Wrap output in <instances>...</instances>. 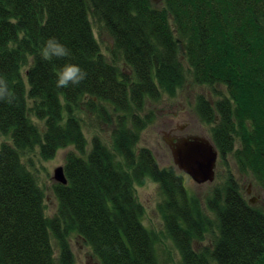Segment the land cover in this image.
<instances>
[{"label":"trees","instance_id":"16d2710c","mask_svg":"<svg viewBox=\"0 0 264 264\" xmlns=\"http://www.w3.org/2000/svg\"><path fill=\"white\" fill-rule=\"evenodd\" d=\"M89 17L111 38L112 61ZM50 36L68 57L39 55ZM67 62L87 75L58 88L55 75ZM184 62L190 78L217 95H197L195 112L211 124L218 156L232 153L238 170L264 188V0H0V79L15 94L11 104L0 100V264H73V233L98 264H159L157 234L143 225L134 191L147 179L163 194L157 210L182 264H264V211L244 198L231 172L205 198L212 219L181 172L135 147L154 119L150 105L184 83ZM76 108L107 124L113 151L97 135L86 151ZM69 145L67 183L53 185L57 210L47 217L43 191L21 158L38 147L46 160ZM205 233L209 241L196 249Z\"/></svg>","mask_w":264,"mask_h":264},{"label":"rangeland","instance_id":"374dc122","mask_svg":"<svg viewBox=\"0 0 264 264\" xmlns=\"http://www.w3.org/2000/svg\"><path fill=\"white\" fill-rule=\"evenodd\" d=\"M154 4H159L160 0H152ZM92 25L93 34L99 44L100 52L109 60L113 58L110 53L112 41L109 35L101 30L98 23L89 17ZM122 69L128 73V68L115 61ZM185 65L186 78L184 83L176 90L174 96L169 97L163 95L157 104H145L143 111L138 112L143 116L150 108H154V119L147 124L141 131L139 140L136 143V149L140 147L149 148L157 159L160 167L174 165L172 162L169 148L161 139L162 130H168L169 123L175 120L177 123L190 122L192 130L199 135H204L210 138L211 124L205 123L198 119L195 112V100L197 95L202 94L210 101L217 99L212 89L206 85L195 83L187 72ZM25 79L24 71H22ZM220 93H225L224 88L219 89ZM31 104V100H28ZM153 106V107H152ZM74 115L79 118L83 135L86 140V151L90 150L91 139L97 135L101 141L110 149H112L110 139V129L107 124L99 122L94 115L88 114L82 108H76ZM65 116V115H64ZM39 127H42L43 121L32 118ZM196 123L197 128L192 124ZM199 124V125H198ZM4 140V136H0V141ZM235 147L239 146V140L235 139ZM74 151L72 145L57 149L55 155L49 159H42L38 153V147L30 151H26L22 155V161L32 171L38 185L41 187L44 194L45 215L52 217L57 210V199L54 194L53 185L56 183L52 179L53 169L56 166L62 165L65 162V156L68 152ZM120 159V157H118ZM228 172H231L239 183L240 190L244 198L254 206L264 211V188L256 183L253 176L249 173H244L238 170L235 159L232 153L227 154L224 158L217 156L214 179L211 182L201 184L195 183L187 174H183L184 183L187 189L199 196L203 209L206 213L209 211L205 206V198L208 197L213 188L222 185ZM134 191L137 201L143 206L142 223L146 228L152 229L157 234V241L155 244L156 257L159 264H182L178 249L175 247L172 240L166 234L163 220L157 210V205L163 200V194L158 187V184L152 180L147 179L142 185H134ZM210 217L214 219L213 215ZM210 235L205 233V237L201 242L194 241L193 246L198 249L209 241ZM71 251L73 253V264H98L96 257H94L89 245L82 241L76 234H70L68 237ZM52 249L55 260H58V248L55 240L52 238Z\"/></svg>","mask_w":264,"mask_h":264},{"label":"water","instance_id":"95a60500","mask_svg":"<svg viewBox=\"0 0 264 264\" xmlns=\"http://www.w3.org/2000/svg\"><path fill=\"white\" fill-rule=\"evenodd\" d=\"M161 139L169 148L172 162L178 171L187 174L197 184L214 179L218 152L209 137L187 135L176 138L162 134ZM52 179L56 183H67L62 165L53 169Z\"/></svg>","mask_w":264,"mask_h":264},{"label":"clouds","instance_id":"9594fccd","mask_svg":"<svg viewBox=\"0 0 264 264\" xmlns=\"http://www.w3.org/2000/svg\"><path fill=\"white\" fill-rule=\"evenodd\" d=\"M39 55L44 60H50L58 57H68L70 50L67 46L54 36L44 39L39 50ZM87 73L79 65L67 62L60 66L55 75L56 87H69L79 85L86 77ZM0 100L11 104L15 100V94L8 83L0 79Z\"/></svg>","mask_w":264,"mask_h":264},{"label":"flooded vegetation","instance_id":"af4514ba","mask_svg":"<svg viewBox=\"0 0 264 264\" xmlns=\"http://www.w3.org/2000/svg\"><path fill=\"white\" fill-rule=\"evenodd\" d=\"M192 125H193V127L197 128V124L196 123H194ZM190 127H191V123L190 122H183V124H181V123H177L174 120L172 122V124L169 123L168 130H166V131L162 130V134H164L166 137L167 136H174L176 138L180 137V136H187V135H199L198 133H196V132H194L192 130H189ZM167 133H168V135H167Z\"/></svg>","mask_w":264,"mask_h":264}]
</instances>
